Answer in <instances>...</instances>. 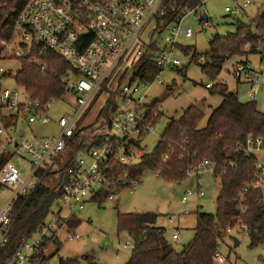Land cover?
<instances>
[{
    "label": "built area",
    "instance_id": "1",
    "mask_svg": "<svg viewBox=\"0 0 264 264\" xmlns=\"http://www.w3.org/2000/svg\"><path fill=\"white\" fill-rule=\"evenodd\" d=\"M166 1L28 0L23 9L16 13L13 40L2 45L5 51L4 58H0V107L9 117L17 119L10 129L17 127L18 123L31 126L55 122L59 133L35 142L25 135H10L7 126L0 120V159L6 154L10 155L0 169V194L9 190L13 193L5 205H0V251L9 243L15 201L33 195L77 135L79 146L75 162L65 171L58 189L57 210L50 214L37 233V239L27 241L7 259L8 264H33L34 260L38 261L45 255L47 240L54 239L69 214L82 213L87 203L97 202L98 199L117 203L123 188L133 191L139 185L140 180L132 179L127 170L136 163L134 159L148 154L140 146L158 124L157 118L163 110L161 106L156 107L157 103H146L147 94L139 96V90L155 82L161 83L163 72L178 70L182 62L175 55L176 49L180 48L177 38L179 34L186 38L193 37L191 27H181L184 17L179 22L168 23L164 20ZM251 3L252 0H243L242 6L236 3L235 8H226V12L238 14ZM192 12L196 13L193 10L187 14ZM166 31H169L170 37L159 39ZM157 34L159 36L155 37ZM36 48H41L42 58L50 53L59 54L72 68L61 80L67 95L71 93L79 106L74 116L54 121L48 113L56 99L43 105L22 87L16 85L15 88L4 89L2 82L10 78L15 82L14 73L20 67L6 69L2 62L31 56ZM145 57H149L152 65L160 69L153 82L136 76L137 65ZM259 68L245 61L237 63L234 69L236 81L248 85L247 95L251 102H255L259 91L264 89L259 82V77L264 75V53H260ZM40 69L44 71L46 67L41 65ZM114 81L120 85L118 96L127 108L115 106L110 113L101 112L100 120L95 119L89 124L98 130L83 132L82 129L89 126L84 124L88 108ZM126 81L128 83L122 84ZM212 86V83L206 84L208 89ZM237 150L247 158L255 157L258 160L254 179L239 199L238 210L243 215L247 213L246 196L252 190L261 192L264 208V160H261L264 138L249 137L245 144L238 145ZM17 152L24 153L29 159L30 172L26 178L13 162L16 155L19 157ZM79 153H85L87 157L78 158ZM167 160L168 155H164L161 163ZM114 162L122 166L118 179L110 176L109 170ZM236 168L232 160L226 161L220 168L209 160H203L189 168L188 177L197 178V194L203 197L202 174L209 172L214 178L221 179L229 169ZM192 195V191L188 192L182 201L186 203ZM236 227L247 234L250 231L247 225L237 221L236 226L227 229V234H231ZM73 238L80 237L74 235ZM173 240L180 242L178 233L173 235ZM262 245L264 248V243ZM215 260L217 263L224 261L220 249ZM260 264H264V253L260 256Z\"/></svg>",
    "mask_w": 264,
    "mask_h": 264
},
{
    "label": "trees",
    "instance_id": "2",
    "mask_svg": "<svg viewBox=\"0 0 264 264\" xmlns=\"http://www.w3.org/2000/svg\"><path fill=\"white\" fill-rule=\"evenodd\" d=\"M27 1L0 0L2 59L5 51L2 45L13 40L16 13L23 9ZM201 7L202 0H167L164 20L168 23L179 22L188 11L195 10L197 13ZM245 46H249L251 55L256 52L264 53V6L251 22L238 23L236 33L226 38L213 39L207 54L200 55L192 49H184V52L191 55L192 61L198 64L204 75L215 81L229 60L244 55L242 49ZM40 52L41 48H36L33 55L18 60L20 69L14 73V79L18 87L24 88L35 100H40L45 105L52 99L57 100L67 95L61 78L71 72L72 68L59 54L50 53L42 58ZM41 65L46 67L44 71L40 69ZM159 72L160 69L152 65L149 57H145L137 65L136 76L153 82ZM209 91L211 95L219 96L221 103L212 112L204 128L199 126L205 115L204 106H190L179 118L169 122L154 151L140 157L127 171L134 180H140L146 171H153L168 181L182 182L188 178V170L193 164L209 160L220 168L226 161L232 160L237 168L229 169L221 178L222 191L217 202V213L198 215L195 237L181 252H177L166 237V230L157 226V214L119 213L118 231L127 233L133 241V253L126 264H218L215 256L219 251L220 241L227 235L228 228L236 226L237 221L248 226L250 231L247 235L251 239V247L264 243L261 192L252 190L247 194L246 214L241 215L238 210L240 196L254 179L258 160L255 157L247 158L237 150L238 145L245 144L249 137L264 138V113L258 109L256 102H242L238 93L230 91L223 83H216ZM162 113L160 111L157 120L161 119ZM0 120L8 128L17 122L2 107ZM92 130L96 131L98 128L89 125L82 129L83 132ZM78 146L79 135L74 138L54 169L44 177L33 195L20 197L15 201L10 239L0 251V264H8L7 259L32 239L48 221L52 206L59 197L58 189L64 180L65 171L75 162ZM164 155H168V160L162 164ZM9 159L8 154L0 159V169ZM121 167L114 162L109 170L110 176L118 179ZM54 176L59 177V184L47 186V179ZM102 201L98 199L97 202ZM52 240L55 238L47 240V243ZM86 260L88 264H96L94 259ZM33 264H49V261L43 256L38 261L34 260Z\"/></svg>",
    "mask_w": 264,
    "mask_h": 264
},
{
    "label": "rangeland",
    "instance_id": "3",
    "mask_svg": "<svg viewBox=\"0 0 264 264\" xmlns=\"http://www.w3.org/2000/svg\"><path fill=\"white\" fill-rule=\"evenodd\" d=\"M242 6L243 0H203L202 7L197 13L185 15L181 27H191L192 38H186L179 34L177 42L181 49L175 51V55L181 60L182 66L175 71H165L161 76V83L155 82L139 90V96L147 94L145 102L149 105L157 103L163 108L162 116L150 135L142 141L141 148L147 153L153 152L161 137L165 133L169 122L179 118L182 113L192 105L204 106V118L200 122V128H204L212 112L219 107L221 98L211 95L206 84L223 83L232 92H237L242 102H248L246 89L242 88L234 78V68L242 60L250 61L252 66L260 70V54H250L249 46L242 49L243 56L229 60L223 67L217 80L212 81L202 73L191 55H186L184 49H192L200 55L210 52V42L215 38H226L237 32L238 23H249L258 15L264 6V0H252L249 7L244 8L238 14L226 12V8H235L234 4ZM207 15L208 19H204ZM157 34L155 37H158ZM170 37L169 31L161 34L159 39ZM6 69L20 67L18 60L3 61ZM261 86H264V75L259 77ZM128 83L123 82L122 84ZM5 88H15L13 78L2 82ZM120 85L116 81L109 84L100 96L88 108L84 124L89 125L102 117L101 112L110 113L118 106L126 109L127 105L118 96ZM264 112V89L260 90L255 101ZM75 97L68 95L57 99L49 111V116L54 120L62 117L74 116L78 111ZM4 124V123H3ZM5 125V124H4ZM11 130V131H10ZM12 136L25 135L30 140L38 142L40 138L56 136L59 128L55 122L47 125H27L18 123L12 129L7 127ZM13 162L23 171L24 178L28 177L30 167L29 159L22 152H17ZM259 156V153L257 154ZM79 157L86 158L85 153H79ZM140 157L134 159L135 162ZM261 160H264V152H261ZM57 176V175H56ZM47 179L49 187L59 184V177ZM203 192L205 196L197 194V178H187L182 182L168 181L156 172L146 171L140 179L135 190L123 188L119 194V201L109 202L104 199L98 203L90 201L82 213L69 214L57 230L55 240L46 244L44 258L49 264H88L87 258L95 260L96 264H126L133 253V241L127 233L118 231V215L120 214H157V226L166 230V237L177 252H181L195 237L197 217L199 214H216L217 202L222 191L220 178H214L212 173L202 174ZM192 191L193 195L184 203L183 197ZM13 196L12 190L0 194V205H5ZM58 208L56 202L51 212ZM189 212L188 215L185 213ZM50 216V215H49ZM49 218V217H48ZM178 233L180 242L173 240V235ZM78 235L80 238H73ZM38 235H34L30 241H35ZM234 238L239 241L235 246ZM220 253L224 258L223 263L218 264H260V256L264 253L263 245L251 247V239L236 227L231 234H227L220 241Z\"/></svg>",
    "mask_w": 264,
    "mask_h": 264
},
{
    "label": "crops",
    "instance_id": "4",
    "mask_svg": "<svg viewBox=\"0 0 264 264\" xmlns=\"http://www.w3.org/2000/svg\"><path fill=\"white\" fill-rule=\"evenodd\" d=\"M236 67V66H235ZM235 69V68H234ZM238 83V82H237ZM239 84V83H238ZM241 85V84H240ZM242 88L246 89V92L248 94V85H241ZM248 97V95H247ZM258 109L261 111V109L258 107ZM262 113H264L263 111H261Z\"/></svg>",
    "mask_w": 264,
    "mask_h": 264
},
{
    "label": "water",
    "instance_id": "5",
    "mask_svg": "<svg viewBox=\"0 0 264 264\" xmlns=\"http://www.w3.org/2000/svg\"><path fill=\"white\" fill-rule=\"evenodd\" d=\"M204 19L205 20L208 19L207 15H204ZM234 242H235V246H238L239 245V241L236 238H234Z\"/></svg>",
    "mask_w": 264,
    "mask_h": 264
}]
</instances>
